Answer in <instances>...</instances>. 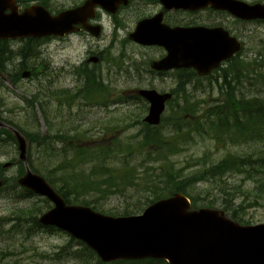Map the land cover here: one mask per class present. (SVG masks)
I'll return each instance as SVG.
<instances>
[{
  "label": "rangeland",
  "instance_id": "1",
  "mask_svg": "<svg viewBox=\"0 0 264 264\" xmlns=\"http://www.w3.org/2000/svg\"><path fill=\"white\" fill-rule=\"evenodd\" d=\"M132 7L129 11L122 13L117 22L120 27L114 30L111 19L106 15H102L104 25V35L101 39L95 40L85 34L71 35L65 40H48L45 43L30 44L28 50L31 53L21 59L20 51L26 41L19 40L9 42L7 49L12 53L9 54L7 61L3 62L2 72H0V117L1 122H11L14 125L28 129L27 132H34L38 130L39 135H53L57 132H62L67 135L74 136L63 147L60 142H54L56 151L52 150L40 153L41 148L36 144L32 145L30 151V160L36 165V169L40 170L41 175L58 174L60 168L65 169L66 158L57 150L68 146L70 149L78 148L76 143L80 138V133L83 130H89L87 138L84 139L85 144L90 149H97L101 143H107L110 139L108 134V121L113 120L117 123L125 121L123 113L111 114L105 108H102V99L93 103H86L80 98H75L76 101L71 109L66 104L62 105L56 101H50L48 95L56 91H67L74 95L79 89L83 81L72 73V70L79 67L81 62L87 58L89 51H107L105 54V62L96 66L93 69V78L102 80L104 88L98 95L121 94L129 89L146 88L147 83L135 84L133 82H113L111 84V74L114 71L109 64L110 60L115 59L119 52H124L122 48L116 46L113 32L118 38L126 37L128 32H131L137 21L151 17L158 9L156 0H132ZM259 1V0H256ZM36 2V1H35ZM32 0H27V3L22 4L25 7L32 3ZM82 0H47V8L52 13L69 9L80 4ZM131 13V15H129ZM212 21H217L220 18L213 16ZM226 27L230 30L233 36L244 35V48L239 53L240 56L235 58L231 64H226L223 69L228 68L235 70L240 68L241 74L233 78V75L228 76V82L232 80L240 81V90L243 96L247 99L260 98L264 99V23L246 24L239 26L232 22H227ZM237 38V37H236ZM110 46L112 48L110 49ZM127 57L136 62L133 64L140 65V62L145 58L151 57L154 53L152 50L138 48L132 44L125 47ZM119 50V51H118ZM109 51V52H108ZM20 60L23 61L27 69L38 67L42 64L45 71L41 74L38 69L37 76L32 79H21V71H18ZM129 63V64H128ZM124 63L123 66L129 67L131 61ZM92 66H90L91 68ZM15 76L10 81L9 76ZM235 74V73H233ZM222 73L216 75L211 81L203 82L197 86L187 87L185 94H180V99L171 103L164 113L160 130L164 140H169V136L175 134L173 131L176 122L171 108L181 106L183 111L182 116H192L197 119L200 115L211 107L213 102L217 99L222 101L224 98L225 84L221 77ZM17 76V77H16ZM157 87H168L161 85ZM37 97V102L32 104L33 97ZM218 101V102H219ZM106 104V103H104ZM216 104V103H215ZM44 109V110H43ZM45 111L47 120L44 116ZM131 111L128 116L132 117L131 121L138 124V128L129 129L119 136V143L113 150H124L125 160H129L127 164L122 163L118 158L122 156H113L106 164L108 169H118L119 171H127L133 169L136 171L134 184L124 186L123 197L117 187L110 188L111 191H104L108 183L104 181L106 174L98 173L93 175L91 173L92 164L78 166V168L69 167L66 172L71 176H79L84 174L94 181L93 189L83 196V200L89 202H99L105 210L114 209L121 206L123 202L128 200H140L146 195L148 181L146 177L154 180L160 178L162 172L158 173L157 167L159 164L150 163L148 151H153L152 148H146L140 152L141 140L145 129L141 121L144 112ZM30 118L32 120H30ZM45 118V119H44ZM69 119V121H68ZM124 119V120H123ZM178 123V122H177ZM179 124V123H178ZM128 126L131 123L127 122ZM75 130H72V129ZM102 128L106 134H101ZM131 128V127H130ZM141 133V135H140ZM80 135V136H79ZM183 140L178 139L177 153L168 157V169L173 174L180 178H185L194 174L198 169L208 167L216 163L228 153L236 154L242 153L238 146L227 145L220 147L216 142L208 137L200 136L192 132H183ZM181 136V135H180ZM93 140V141H92ZM80 141H82L80 139ZM89 141V142H88ZM98 144V145H97ZM167 147V145H164ZM218 146V150H216ZM81 147V146H79ZM159 153V152H157ZM150 154L156 157L157 154ZM18 158V151L13 142L8 145L0 147V166L5 163H12L13 159ZM165 167V168H166ZM61 169V171H62ZM18 166L13 165L3 170V176L10 180L17 175ZM158 173V174H157ZM157 174V175H156ZM228 181L234 184H243L245 188H251L252 182L245 180L243 176L228 177ZM20 188H15L11 182L0 189V264H79V260L69 257L70 252L80 249L81 247L75 242L71 241L70 237L64 232H49L47 230L30 231L28 226H33L32 217H38L39 211L43 208V199L38 196L31 198H21ZM198 199L197 206L205 207L212 204L213 208L223 210L224 200L230 201L232 208L241 204L243 210L239 211L241 223H248L256 225L264 223V207L249 206L250 195H238L239 199L232 201L230 196H224L219 189L209 182H200L195 187ZM112 193L107 199L102 200L106 194ZM252 197V196H250ZM242 202V203H241ZM100 205V204H99ZM31 208L33 213L29 210L22 212L25 209ZM22 210V211H20ZM230 214L229 212H226ZM108 215V214H106ZM22 229V231H21Z\"/></svg>",
  "mask_w": 264,
  "mask_h": 264
},
{
  "label": "water",
  "instance_id": "2",
  "mask_svg": "<svg viewBox=\"0 0 264 264\" xmlns=\"http://www.w3.org/2000/svg\"><path fill=\"white\" fill-rule=\"evenodd\" d=\"M161 1L168 9L196 11L211 7L228 11L238 19H264V5L261 4L249 6L236 0ZM128 3V0H85L79 7L51 15L41 5L19 11L14 0H0V41L62 38L80 29L97 38L101 27L88 23L95 17V9L113 17ZM161 29L160 16L155 15L139 21L129 35L137 44L165 47L168 56L153 65L156 70L193 68L206 76L241 50V44L221 28L178 27L166 29L164 34ZM29 75L23 72L21 77L25 79ZM137 94L149 103L144 122L159 125L165 103L171 96L153 90H139ZM0 128L11 132L24 167L17 184L53 205L39 217L38 223L55 227L84 243L102 263L155 259L168 264H264V223L241 225L222 210L191 209L189 200L179 193L151 204L135 216H105L89 207L67 205L29 168L28 143L23 135L1 122Z\"/></svg>",
  "mask_w": 264,
  "mask_h": 264
},
{
  "label": "trees",
  "instance_id": "3",
  "mask_svg": "<svg viewBox=\"0 0 264 264\" xmlns=\"http://www.w3.org/2000/svg\"><path fill=\"white\" fill-rule=\"evenodd\" d=\"M27 0H20V2H26ZM37 1L39 4L47 6V0H33ZM29 44H25L22 46L20 51V58L28 56L31 50H28ZM12 53L7 49L5 43L0 42V70L3 67V62L7 61L9 58V54ZM19 66L24 68V63L20 60ZM78 73L80 79H84V85L76 92L73 96L70 93H64L65 96L63 99H66L67 104L71 105L72 101H74L75 97H86L87 103H93L95 100L88 99L87 97L94 96L96 94H100L102 89L104 88L102 80L95 79L91 77L83 70ZM235 73V74H233ZM241 74L240 70H230L226 69L222 71V78L225 84L224 98L222 101L217 102L216 105H212L204 111L200 117L195 121L186 120L184 116H182L181 112L183 108L181 107L180 116L177 121L180 124H175L173 131L175 134H172L169 137V140H164L161 134L158 133L157 129L147 128L145 133H143V138L141 143L143 147H151L152 151H148L149 160L150 161H161L159 166L157 167L158 173L162 172L160 178H156L154 180L146 177L148 181L147 191H145L146 195L141 197L140 200H128L121 204V206L116 207L114 209L105 210L102 204L99 202H89L83 200V196L89 193L93 189L94 181L92 178H88L81 174L79 176H71L67 174L66 170L71 168H78V166H84L86 164H92L91 173L93 175H97L98 173L106 174V178L104 181L108 183V186L105 187L104 191H111L110 188L117 187V190H120L123 197L124 195V186L133 185L134 178L136 176V171L133 169H127V171H119L118 169H108L105 164L115 155L122 156L118 158L122 161V163L127 164L129 160H125L124 150H111L106 148V146L99 147L97 149H70L68 146L63 149L57 150L66 158L65 169L60 168V172L57 174L51 175H43V177L48 181V183L62 196L68 204H78L89 206L93 210L109 214L113 216H127V215H136L141 213L145 207H147L150 203L154 202L157 199L168 197L173 193H182L191 200V204L193 208H198L196 201L198 199L195 187L200 182H209L216 186L219 191L223 193L224 196L232 197L231 200L235 201L239 199L238 195H250L248 196L250 202L249 206L246 208L254 207V206H263L264 207V99L256 98V99H246L240 90V81L232 80V82L227 81V77L233 75V78L236 79L238 75ZM14 80V78H13ZM184 94L186 88H181ZM37 102V97L34 96L32 99V104ZM44 110V109H43ZM42 110V111H43ZM174 111V110H173ZM44 116L47 120V116L45 111H43ZM175 113V111L173 112ZM44 118V119H45ZM1 120V117H0ZM30 120H32L30 118ZM4 121V120H2ZM5 122V121H4ZM48 122V120H47ZM18 130H20L24 136L30 142L28 147V164L30 168L40 174V170L36 169V165L30 160V151L32 150V145L36 144L39 148H41L40 153H44L52 150V152L56 151V147L53 145L55 141L61 143L63 147L65 144L72 139L69 135L62 134L57 132L56 134L49 135H39L38 130L32 132H27L28 129H24L14 125L11 122H5ZM183 132H194L200 136L208 137L216 142V144L220 145V147H226L227 145L238 146L242 153H228L216 163L211 164L208 167H203L198 169L191 176L180 178L176 174H173L169 171L168 166L169 163L167 161L168 154L174 155L177 153V149L168 148L163 152L164 145L167 143L176 142L180 136V139L183 140ZM11 142L15 144L14 139L11 134L4 129H0V147L4 145H8ZM36 142V143H35ZM172 145V144H171ZM218 146H216V150H218ZM159 151V153H157ZM157 153V159L155 160L150 154ZM168 153V154H167ZM12 165H17V176H21L23 174V166L22 164L13 159ZM166 167V168H165ZM62 169V171H61ZM157 173V174H158ZM135 174V175H134ZM156 174V175H157ZM134 175V178H131ZM236 177L243 176L245 180L252 182L251 188H245L243 184H234L228 181V177ZM0 177L2 176V171L0 168ZM10 179L4 180L5 187L7 182ZM12 182L15 179H11ZM16 187V185H15ZM21 198L27 199L33 197V195L25 191L23 189L20 190ZM112 193L109 192L102 199H107L111 196ZM44 203L43 208L39 213L48 210L50 208L47 201L43 200ZM242 203V202H241ZM100 204V205H99ZM232 204L230 201L224 200L223 210L225 212H229L230 217L236 221L241 222V218L239 216V211L243 210V206L241 204L236 206V209L231 207ZM206 207L212 208V204L207 205ZM29 210V213L32 214L33 210L31 208L25 209L22 212H26ZM33 226H28L30 231L36 232L37 230H47L49 232H56L53 228H43L37 223V217H32ZM22 231V229H21ZM71 241H75L70 239ZM81 248L70 252L69 257L73 259L79 260V264H102L95 254L88 249L84 244L75 241ZM110 264H167L162 260H142V261H118Z\"/></svg>",
  "mask_w": 264,
  "mask_h": 264
},
{
  "label": "flooded vegetation",
  "instance_id": "4",
  "mask_svg": "<svg viewBox=\"0 0 264 264\" xmlns=\"http://www.w3.org/2000/svg\"><path fill=\"white\" fill-rule=\"evenodd\" d=\"M14 1L19 3L18 0H14ZM236 1L243 2L249 6L256 5V3L264 4V0H259V1H256V0H236ZM132 3H133V1L129 0V4L125 7L121 6L117 10L116 14L113 17L105 14L103 10L96 8L95 9V17L93 18V20L88 21L92 24V26L100 25V27H101V33H100L99 37H97L95 40L101 39L102 36L104 35V25H103V21H102V15H104V16L107 15L111 19V23L114 27V30H118L120 27L119 23L117 22V20L119 19V16L122 13L129 11L132 7ZM155 3L157 4L158 9L151 17H153L155 15L160 16V25L162 27V29H161L162 34H164L168 30L178 28V27H182V28H205V29L221 28L224 31H226L230 37H233V38L237 39L238 41H240L242 48H244V43H243V39H242L244 37V35H242V37L237 35L236 36L237 38H236L235 36H233L230 33V30L228 29V27L225 26V24L227 22H232L233 24H238L239 26H245L246 24H253L254 26H256V23L257 24L264 23V19H254V20L238 19V18L234 17L232 14H230L228 11H217V10H213L211 7L203 8V9L196 10V11H188V10H181V9H168L165 7L163 1H161V0H156ZM79 5H81V4H78L77 6H79ZM129 15H131V13ZM213 16L219 17L220 19L217 21H212L211 18ZM151 17H146L143 19H149ZM166 29H168V30H166ZM80 33L89 36L88 33H86L83 30H79L76 34H80ZM129 34H130V32H128L126 34L125 38L123 36L122 38L119 39L118 36L113 32L114 39L117 41V42H115L116 46L119 47V50H120V48H122L124 50V52H119V55L116 56L115 59L112 58L109 62V64H112L111 68L114 69V71L110 75L111 76V84H113V82H116V81L127 82V83H129V81H130V82H133L135 84L147 83L148 86L144 89L155 90L159 94L170 93L172 97L169 101H167L165 110L168 108V106L171 103H173L177 99L178 100L180 99L182 87L187 88V87L197 86L198 84H203V82L208 83V81H211L212 79H214L216 77V75L221 72V70L223 69V67L226 64L231 63L236 57L238 58L240 56V54H238V55H235L234 57H232L231 59H229L225 62H222L215 70L210 71V73L206 76L200 75L196 70L191 69V68H173V69H169L166 71H161V70H156L155 68H153V65L157 62L164 60L168 56V53H167V50L165 49V47L156 46V45H154V46H142L140 44H136V43L132 42L131 40H129ZM68 37H70V36H68ZM68 37L66 36L64 38H48V39L43 40L42 43H45L48 40H51V41H53V40H65ZM92 39H94V38H92ZM33 42L35 44L41 43V41H33ZM129 44H132L138 48L152 50V51H154V53L151 55V57L145 58V60L143 62L141 61L140 65L133 64L136 62L130 60V58L127 57V53L125 51L126 50L125 47ZM111 48H112V46H110V49ZM105 54H107V51L106 52H104V51H95V52L89 51L87 53V58L85 60H83L80 64V66L75 68L74 70L83 69L89 75L91 72H94L93 69H95L96 66L105 62ZM91 59L96 60V62L92 63L90 61ZM129 61H131L129 67L123 66L124 63H128ZM40 66L43 69L44 65L41 64ZM90 66H92V67L90 68ZM24 68H25V66H24ZM24 68L19 66L18 69L30 71L31 76L36 74V72H37V70L34 67H32L30 70L24 69ZM9 76L13 80L14 77H12L10 74H9ZM89 76H92V75H89ZM82 81L84 84L85 80L82 79ZM83 84H82V86H83ZM161 85H166L168 87H157V86H161ZM79 89H77V91ZM138 90L139 89L135 88V89L126 90V91L122 92L121 94H109V95L87 97L88 99L99 98V99L104 100V103H106V104L103 103L102 108L103 109L106 108L109 111V113H111V114L123 113V117L126 120L120 121L118 123L119 126H117V123L113 120L108 121V128H109L108 134L110 136L123 134L126 131H128L129 129L138 128V124L131 121V118L133 116L132 117L128 116V114L131 111L136 110V112H139L141 110L142 112H144L143 119L146 116V114L148 113L149 105L146 101H144V99H142V97H140L137 94ZM61 92L62 91H56V92L52 93L51 95L49 94L48 98L50 99L51 102L56 101V102L61 103L62 105L66 104L67 106H69V104H67V102H66V99H63L65 94L59 95V93H61ZM76 92H75V94H76ZM75 98H80L81 101H84L86 99L85 96H82V97L76 96ZM72 102H75V100ZM128 121L131 123V126L127 125ZM144 124L145 123H143L142 125H139V126L144 127L146 125V124L145 125ZM101 134H106V131L104 130V128H102ZM111 138L112 137H110V139Z\"/></svg>",
  "mask_w": 264,
  "mask_h": 264
},
{
  "label": "bare ground",
  "instance_id": "5",
  "mask_svg": "<svg viewBox=\"0 0 264 264\" xmlns=\"http://www.w3.org/2000/svg\"><path fill=\"white\" fill-rule=\"evenodd\" d=\"M81 71H78V70H72V73L75 75V76H77V77H79V75H78V73H80ZM91 77H93V76H90V78ZM185 87V86H184ZM0 122H1V120H0ZM2 124H4V125H6V126H9V124H7V123H5L4 121L3 122H1ZM17 149V148H16ZM11 165H12V163H11ZM53 207V205H51V208Z\"/></svg>",
  "mask_w": 264,
  "mask_h": 264
}]
</instances>
